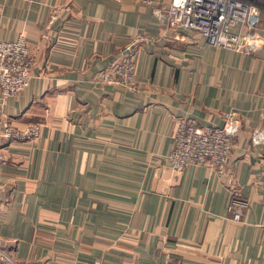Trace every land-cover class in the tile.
<instances>
[{
  "label": "crops",
  "instance_id": "0c3cea01",
  "mask_svg": "<svg viewBox=\"0 0 264 264\" xmlns=\"http://www.w3.org/2000/svg\"><path fill=\"white\" fill-rule=\"evenodd\" d=\"M68 2L0 0V38L23 35L33 60L0 113L41 125L12 143L0 126L3 264H264V12L245 52L161 19L168 0ZM140 34L138 87L107 81ZM184 118L230 132L223 175L173 167ZM230 178L248 201L240 221Z\"/></svg>",
  "mask_w": 264,
  "mask_h": 264
},
{
  "label": "built area",
  "instance_id": "2783aa9c",
  "mask_svg": "<svg viewBox=\"0 0 264 264\" xmlns=\"http://www.w3.org/2000/svg\"><path fill=\"white\" fill-rule=\"evenodd\" d=\"M69 0L68 3H71ZM65 8H69L66 5ZM61 7L54 8L53 20ZM156 14L163 20L186 29L201 32L208 43L233 50L251 52L261 47L260 23L264 12V0H168L156 7ZM145 35H136L125 45L123 59L115 63L104 78L113 83L136 89V56L141 50ZM31 49L23 36L16 39L0 38V99L3 103L26 89L32 80ZM0 115L2 136L8 143L35 140L41 133L39 123L25 128L12 126L4 112ZM8 143L0 147H5ZM233 149L230 132L224 126H202L193 119H182L174 140L170 157L173 167L181 169L186 165L208 164L220 175L226 172ZM233 191L231 215L236 221L243 219L248 201L241 195L238 184L229 179ZM15 262L3 247L0 238V264Z\"/></svg>",
  "mask_w": 264,
  "mask_h": 264
}]
</instances>
